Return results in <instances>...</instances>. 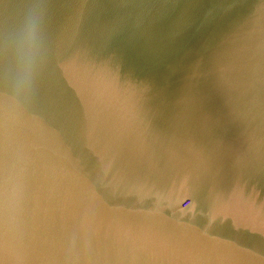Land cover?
<instances>
[{
	"label": "water",
	"instance_id": "obj_1",
	"mask_svg": "<svg viewBox=\"0 0 264 264\" xmlns=\"http://www.w3.org/2000/svg\"><path fill=\"white\" fill-rule=\"evenodd\" d=\"M0 264H264V0H0Z\"/></svg>",
	"mask_w": 264,
	"mask_h": 264
}]
</instances>
